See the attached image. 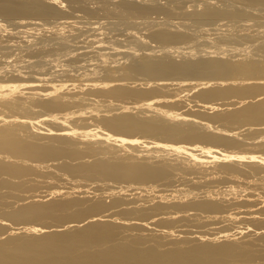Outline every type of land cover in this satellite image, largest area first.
Masks as SVG:
<instances>
[{
    "label": "bare ground",
    "instance_id": "1",
    "mask_svg": "<svg viewBox=\"0 0 264 264\" xmlns=\"http://www.w3.org/2000/svg\"><path fill=\"white\" fill-rule=\"evenodd\" d=\"M0 174V264H264V0H0Z\"/></svg>",
    "mask_w": 264,
    "mask_h": 264
},
{
    "label": "rangeland",
    "instance_id": "2",
    "mask_svg": "<svg viewBox=\"0 0 264 264\" xmlns=\"http://www.w3.org/2000/svg\"><path fill=\"white\" fill-rule=\"evenodd\" d=\"M192 28H193V27H192ZM187 31H188V30H187ZM189 31L191 32L192 30H189ZM189 31H188L187 33H190ZM192 32H193V31H192ZM175 56H176V55H175ZM177 58H178V57H177ZM196 91L198 92V90H196ZM197 92H193L192 94H193V95H196V94H194V93H197ZM197 94H198V93H197ZM8 162H9V161H8ZM13 163H14V162H13ZM9 164H12V161H11V160H10ZM15 164H16V163H15ZM17 165H18V164H17ZM19 167H20V166H19ZM22 168H23V167H22ZM22 168H21V169H22ZM18 169H19V168H18ZM23 170H26V169L24 168ZM18 171H19V172H20V171L22 172V170H18ZM1 175H2V174H0V182H1V183H0V187H1L0 189L4 190L5 192L2 191V190H0V192L2 191V192L0 193L1 196H2L0 199H2V200L4 201V202H3L2 200H0V202H1V203H0V204H1V205H0V208H2V206L4 207V208L0 209V210L3 211V212L0 211V213H3V214H0V219H2V218L5 216L4 214H6L7 212H10V211H12V209H16L17 207L21 206L20 203L22 202V197H23V200H25V198H27V197L29 198V196L31 197L30 192H31V194L33 193V195H34V193H35L36 196H39V195H45V194H47V192H48V191L46 190V188H38L37 186H32V185H31V189H30V186H29L30 184L27 186V183H28V182L24 183L25 181H20V180H19L20 178H19V179L15 178L16 180L14 179L15 181H13V182H14V183H13V182H12L13 179H10L11 177H8L7 174H3L5 177H2L3 175H2V176H1ZM6 178H7V179L9 178V179L11 180V182H9V181H10L9 179H8L9 181L7 182ZM3 180H4V182H5V181H6V182L4 183ZM16 181L18 182L17 185H16V183H17ZM19 182H20V183L22 182V185L19 184ZM10 183H11V184L13 183L12 185H13V186H16L15 189H17V190H14V188H12L13 186H12ZM23 183H24L27 187H25V185H24ZM29 183H30V182H29ZM2 184H3V185H2ZM4 184H6V185H4ZM7 184H8V185H7ZM31 184L35 185V184L32 183V182H31ZM10 185H11V186H10ZM20 185H21V186H20ZM4 186H5V187H4ZM7 186H8V187H7ZM9 186H10V187H9ZM19 187H20V190H18ZM23 187H24V188H23ZM35 187H36L38 190H40V192H41V189H42V191H43V189H44V192H43V193L41 192V194H40V192H39V193H38L39 195H37L36 192H38V191H37V189H36ZM5 188H6L7 190H6ZM22 188H23V189H22ZM11 189H12V191H10ZM21 189H22V190H21ZM33 189H34V190H33ZM8 190H9V192L7 193L6 191H8ZM24 190H25V191H24ZM45 190H46L47 192H45ZM16 191H17V192H16ZM18 191H19V192H18ZM20 191H22V192H20ZM26 191H28V192L30 191L28 196L26 195V193L28 194V192H26ZM10 192H11V193H10ZM13 192H14V193H13ZM3 193H6V194H3ZM16 193H17V194H16ZM18 193H21V194H20L21 196H20ZM22 193H23V195H22ZM2 194H3V195H2ZM12 194H14V195H12ZM15 194H16V197H15ZM6 195H7V196H6ZM9 195H10V196H9ZM18 195H19V196H18ZM24 195H26L27 197H25ZM76 195H77V194H76ZM76 195H74V196L77 197ZM12 196H13L14 198H13ZM17 196H18V197H17ZM4 197H6V198H4ZM9 197H10V199H8ZM56 197H58V196H56ZM71 197H72V196H71ZM71 197H67V198H71ZM79 197H80V196H79ZM81 197H82V196H81ZM81 197H80V198H81ZM96 197H97V199L99 198L100 201H104L105 204H108V203L111 202V200L106 199V200H107V203H106V200H102L99 196H96ZM96 197H92L93 199H91L90 197H88V199L91 200V201L93 200V201L96 202V200H97ZM20 198H21V200H20ZM58 198H59V197H58ZM61 198H62V197H61ZM64 198H66V197H63V199H64ZM67 198H66V199H67ZM82 198H83V197H82ZM84 198L87 199V197H84ZM94 198H95V200H94ZM5 199H6V201H5ZM12 199H13V200H12ZM14 199H15V200H14ZM29 199H30V198H29ZM7 200H9V201H7ZM10 200H11L12 202H11ZM13 201H16V203H17V204H16V207H15V205H14L15 202H13ZM97 201H98V200H97ZM7 202H8V204H7ZM18 202H19V203H18ZM34 202H37V201H34ZM2 203H3V204H2ZM11 203H13V205H12ZM4 204L7 205V206H4ZM18 205H19V206H18ZM22 205H23V204H22ZM11 206H12V207L14 206V207L12 208ZM9 208H10V210H9ZM3 209H4V210H7V211H4ZM8 210H9V211H8ZM4 212H5V213H4ZM87 213H90V212H88V211H85V212H84V211H83V212H81V214H79V217H80V216H81V217H84V215H86ZM126 214H129V213L126 212ZM3 215H4V216H3ZM79 217H78V218H79ZM3 219H4V221H7L10 225L8 226V223L6 222L7 225H6V223H5V225H1V226H2V229H1V230H3V228H6V227L16 226V225H14L16 222H15V221H12V220H10V222H9L7 216L4 217ZM42 220H43V219H42ZM11 221H12V223H11ZM43 222H45L47 225H51V224L57 223V222H55L54 220H52L51 218L45 219V220H43ZM263 222H264V221H261L260 223L263 224ZM18 223H19L20 225H22L20 222H17L16 224H18ZM240 223H241V224H240ZM19 224H18V226H19ZM165 224H166V223H162V225L165 226V227H172V226H173V224H168V226H166ZM244 224H246V223H245V222H242V221H238V222L236 221V226L233 227L232 229L230 228L229 230L232 231L233 229H235V228H237V227H244ZM175 225H180V224H175ZM4 226H5V227H4ZM16 227H17V226H16ZM178 229H179V227H176L175 229H173V230H175L174 232H175L176 234H177V233H181L180 235H182V236H187V235H188V233H184L185 231H183V230H182V231H177ZM194 229H195V228H194ZM186 231H187V230H186ZM139 232L144 233V234H142L143 236L145 235V233H147V231H143V230H134V233H139ZM19 234H21V233H17V234H15V235H19ZM184 234H185V235H184ZM175 236H178V235H175ZM188 236H191V235H188ZM2 237H3V235H2ZM179 238H180V237H179ZM146 239H147V238H144V239H141V240H146ZM177 239H178V238H172V239H169V240H172L171 242H176V241H174V240H177ZM156 241H157L158 243H162V242H161L162 240H160V239H156ZM165 241H166V240H165ZM163 244H165V243L163 242ZM148 245H149V244L145 245V247L148 246ZM170 246H172V245H170ZM161 248H162V247H161ZM172 248H173V247H172Z\"/></svg>",
    "mask_w": 264,
    "mask_h": 264
}]
</instances>
